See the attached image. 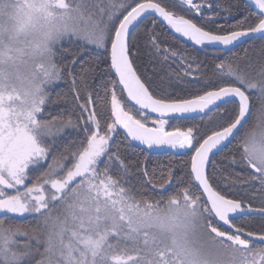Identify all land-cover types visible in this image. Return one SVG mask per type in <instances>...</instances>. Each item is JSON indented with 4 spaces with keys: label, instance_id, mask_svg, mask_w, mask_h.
<instances>
[{
    "label": "snow or ice",
    "instance_id": "1",
    "mask_svg": "<svg viewBox=\"0 0 264 264\" xmlns=\"http://www.w3.org/2000/svg\"><path fill=\"white\" fill-rule=\"evenodd\" d=\"M204 8L212 4L0 0V264H264V220L258 229L236 223L264 218V204L246 208L229 197L220 185L239 177L213 160L228 149L226 159L248 175L241 182L264 193V62L217 57L216 81L183 94L153 86L134 66L143 25L159 56L179 59L185 75L199 71L190 54L162 47L149 31L145 21L154 27L157 17L202 47L264 39V0H245V15L227 30L187 15ZM77 42L103 55L107 79L99 85L88 84L93 68L65 47ZM66 80L72 110L54 112L50 105L66 103L67 93L54 101L51 90ZM191 113L201 124L170 123ZM68 129L76 139L65 141ZM118 135L184 150L187 159L159 175L144 168L142 183H133L139 165L129 163Z\"/></svg>",
    "mask_w": 264,
    "mask_h": 264
},
{
    "label": "trees",
    "instance_id": "2",
    "mask_svg": "<svg viewBox=\"0 0 264 264\" xmlns=\"http://www.w3.org/2000/svg\"><path fill=\"white\" fill-rule=\"evenodd\" d=\"M162 2L166 3L167 0H162ZM201 2H203V0H201ZM207 2L212 4L211 9L204 8L202 14H187L189 18H193L195 21L201 23H204L207 18L211 17L212 22L205 23L206 28H215L219 30V27L222 26L227 30L230 25H234L245 15V3L243 0H207ZM217 4H220L221 7L217 8ZM229 5L231 6L230 12L225 10ZM145 23L148 24L150 32L155 31L159 36L162 41V47L170 45L182 49L185 53L190 54V59L194 58L200 64L199 71H193L191 75H185V68L181 66L179 59L174 60L169 58L164 60L163 57L159 56L151 49L150 45L146 44V38L142 35L144 26L141 25L140 29H138L139 57L134 66L138 68V73L146 77L153 86H159L169 92L174 91L181 94L185 92L191 93L200 90L204 84L215 82L217 77L214 68L215 64L218 62L217 57L226 60H234L241 64L253 62L257 66L261 62H264V52L261 51V49L264 48V39L261 38L248 40L226 53L213 49L196 50L173 37L158 21L154 27L148 21H145ZM65 47H70L72 52H78L82 61L91 65L93 68L94 71L90 73V78L88 80L90 86L99 85L102 79H107L104 75L107 69L104 57L102 54L98 53L94 47L87 46L81 51L79 49V42L72 45L65 43ZM68 58H71L70 55ZM75 67L78 69L80 65H76ZM195 68L196 65L194 64L193 69ZM57 93H67V102L53 103L50 105V108L54 112L63 111L65 108L71 111L74 102L69 92L67 80L51 90L52 99L54 101L56 100ZM253 105V110L255 112L259 107L258 101L254 100ZM201 122V117L197 119L170 121V123L175 125H199ZM203 122L207 123L206 117ZM122 131L123 130H121V132ZM64 136L65 141L77 138V134L71 129L66 130ZM116 141L125 146L123 151L129 163L133 166L139 165V169L133 167V183H142L140 180V170L144 168H147L150 173L155 171V173L159 175L160 172L167 169L169 165L177 169L181 168V161L187 159V153L185 151L174 152L148 149L145 146H140L125 140L123 135L116 136ZM227 155L228 149H225L223 152L213 157V160L217 164V170L220 172H231L233 177H239V179L230 187L224 184H221L220 187L225 189L229 197L241 198L245 205L251 204L254 208L260 207L264 204V193L260 192L259 184L252 186L247 183H242V180L248 179L247 173L243 171V166L241 164L231 165L229 159H226ZM43 170L44 169L37 170L33 175H39ZM209 171H212L211 165L209 166ZM216 181H220L219 176L216 177ZM17 220L18 222L28 221L30 218L21 217L17 218ZM262 220H264V218L260 216H249L238 218L236 223H243L249 228L258 229Z\"/></svg>",
    "mask_w": 264,
    "mask_h": 264
},
{
    "label": "water",
    "instance_id": "3",
    "mask_svg": "<svg viewBox=\"0 0 264 264\" xmlns=\"http://www.w3.org/2000/svg\"><path fill=\"white\" fill-rule=\"evenodd\" d=\"M243 1L245 3V0H243ZM156 19H157V21L159 23H161L167 29V31L173 37H175L176 39L180 40L181 42H183V43L195 48L196 50L213 49V50H220V51H222V53H226V52L236 48L237 46H239L240 44H242V43H244V42H246L248 40L255 39V38H260L258 35H250L248 37H242L239 41L235 42L234 45H231V46H228V47L219 46V45L202 47V46H199V45H195L194 42L188 40L186 37H182L179 34L175 33L169 26H167L166 22H164L162 20V18L157 17ZM200 117H201V114L191 113V114H188V118L185 119V120L197 119V118H200ZM146 148H147V146H146ZM245 207L247 208V205H245ZM251 216H259V215H251ZM242 217H249V215H242L239 218H242Z\"/></svg>",
    "mask_w": 264,
    "mask_h": 264
},
{
    "label": "rangeland",
    "instance_id": "4",
    "mask_svg": "<svg viewBox=\"0 0 264 264\" xmlns=\"http://www.w3.org/2000/svg\"><path fill=\"white\" fill-rule=\"evenodd\" d=\"M132 143L140 145V146H146V145L140 144L138 141H132ZM154 149L159 150V151H174V152H183L184 151V150H178V149H171L167 146L154 147Z\"/></svg>",
    "mask_w": 264,
    "mask_h": 264
},
{
    "label": "flooded vegetation",
    "instance_id": "5",
    "mask_svg": "<svg viewBox=\"0 0 264 264\" xmlns=\"http://www.w3.org/2000/svg\"><path fill=\"white\" fill-rule=\"evenodd\" d=\"M152 149H154V148H152Z\"/></svg>",
    "mask_w": 264,
    "mask_h": 264
}]
</instances>
